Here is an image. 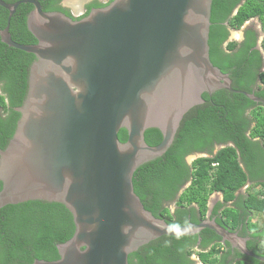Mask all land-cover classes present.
<instances>
[{
	"label": "water",
	"instance_id": "1",
	"mask_svg": "<svg viewBox=\"0 0 264 264\" xmlns=\"http://www.w3.org/2000/svg\"><path fill=\"white\" fill-rule=\"evenodd\" d=\"M90 1L64 4L76 10ZM22 4L34 7L27 26L35 44L17 43L10 33ZM212 4L113 0L75 18L45 12L38 0H0L9 12L1 41L36 58L16 131L0 149V209L27 201L60 203L75 224L73 237L57 245L59 259L33 264H129V255L144 245L177 237L172 225L145 209L134 190L135 172L166 154L185 115L205 103L203 94L226 90L264 105L254 93L234 89L230 74L211 61ZM122 129L125 142L118 136ZM149 129L162 134L156 146L145 140ZM208 218L178 226L179 237L209 229L264 262L247 240Z\"/></svg>",
	"mask_w": 264,
	"mask_h": 264
},
{
	"label": "trees",
	"instance_id": "2",
	"mask_svg": "<svg viewBox=\"0 0 264 264\" xmlns=\"http://www.w3.org/2000/svg\"><path fill=\"white\" fill-rule=\"evenodd\" d=\"M3 1L15 3L19 0ZM38 1L45 12L59 11L72 17L71 12L61 6L63 0ZM112 1L107 0L105 4L99 0L91 1L86 5L84 16L93 8H102ZM242 1L213 0L210 58L222 72L230 74L234 89L254 93L264 100V72H260L261 53L255 48V34L248 31L244 42L233 41L226 50L222 48L230 30L241 29L251 19L258 18L264 31V0H244L234 14ZM33 8L30 4L20 5L10 21V33L17 43H37L27 26V17ZM8 16L9 12L0 6V30L7 26ZM35 59L33 54L4 44L0 37V149L6 148L16 131L21 117L17 108L26 98L29 70ZM258 80L260 85L254 92L253 85ZM203 99L204 104L185 115L166 154L135 172V193L146 210L172 226L188 225L190 216L194 223L199 222L197 217L205 219L211 196L221 193L224 203L219 202L212 211L217 223L230 230L243 226L244 230L256 231L254 237H263L264 105L226 90L211 96L204 94ZM247 111L251 112L250 116ZM118 136L125 142L127 131L122 129ZM145 140L148 145L156 146L162 141V134L158 129H149ZM216 146L221 148L215 152ZM194 153L209 156L197 158L189 165L186 158ZM260 186L262 189L256 191ZM244 187L246 191L239 194ZM227 203L233 205L225 207ZM166 204H175V212L172 213ZM74 232L73 216L63 204L27 201L7 205L0 209V264L57 260L60 258L57 245L70 240ZM199 235L203 237V247H206L199 253L203 264H232L231 252L220 256L222 248L216 245L221 238L209 229L193 236H164L158 239L160 242L154 240L143 246L148 253L144 254L146 258L139 259V263L190 264L189 256L196 253L193 247ZM249 247L257 255L264 256V251L255 245ZM238 256L241 259L235 264H264L243 254ZM129 264L136 263L129 258Z\"/></svg>",
	"mask_w": 264,
	"mask_h": 264
},
{
	"label": "flooded vegetation",
	"instance_id": "3",
	"mask_svg": "<svg viewBox=\"0 0 264 264\" xmlns=\"http://www.w3.org/2000/svg\"><path fill=\"white\" fill-rule=\"evenodd\" d=\"M93 1V0H92ZM91 2V1H90ZM90 2H87V3H85V6H84V8H85V11H84V13L81 15V16H74L72 13H71V15H72V17H75V18H80V17H82V16H84L85 15V13H86V11H87V9H86V5L88 4V3H90ZM99 2L101 3V4H105V3H107V0H99ZM244 3V0L237 6V8H236V10H238L239 9V7L242 5ZM61 6L63 7V8H65V9H67L66 8V6L64 5V0L61 2ZM68 10V9H67ZM235 10V11H236ZM234 11V12H235ZM252 21H251V23H250V25L249 26H247L244 30H243V33L241 34V36H240V39H235V40H233V39H231L230 38V36H231V30H230V35H229V38H228V40L223 44V46H222V48L224 49V50H226V47H227V45L230 43V42H233V41H237V42H239V43H242V42H244L245 41V39H246V37H247V32L248 31H252L254 34H255V37H256V39H257V44H256V49H258L259 51H260V53H261V63H262V65H261V68H260V72H264V49H263V42H264V31H263V28H262V25H261V22L259 21V19L258 18H255V20L254 19H251ZM250 21V20H249ZM259 25H260V27H259ZM260 46V47H259ZM260 85V81L258 80L254 85H253V91L254 92H256L257 91V88H258V86ZM204 95V94H203ZM195 108V107H194ZM192 110V109H191ZM248 113H249V111H247V115H248ZM221 148V146H216L215 147V152L218 150V149H220ZM200 154H206V153H194V154H191V155H189L187 158H186V161H187V163L189 164V165H191V163L194 161V160H196L198 157H196L197 155H200ZM194 156H195V158H194ZM189 159L191 160V162H189ZM248 184H251V182H249ZM241 193H244V190L243 191H241L239 194H241ZM216 196H218V197H221L222 198V202L224 203V201H223V194H221V193H218V194H216ZM211 200V199H210ZM212 204L214 205H212V210H211V215L209 216V218H208V215H206V218L205 219H200L199 217H197L198 219H199V222L198 223H194V222H192V220H191V216L188 218V222H189V224H191V223H193V224H199V223H201L202 221H204V220H207V218L208 219H217V217L215 216V215H213L212 214V211H213V209H214V207L218 204L217 202H215L213 199H212ZM175 205V204H174ZM233 205V203H227V204H225L224 206L225 207H228V206H232ZM165 206H168L169 207V204H166ZM176 207V206H175ZM175 212V211H174ZM174 212H172V213H174ZM229 231H231V232H235V233H237L238 234V236L240 237V238H242V239H245V240H247V242H246V244H247V248H250L249 246H250V244H253V245H255L256 246V248H258V246L259 245H262V244H264V236L263 237H261V236H256V237H254V235H255V232L256 231H251V230H249V229H246V230H244V227L243 226H241L240 228H238V229H236V230H230V229H228ZM204 231V230H203ZM202 232V231H201ZM201 232L199 233V234H201ZM259 232V231H258ZM163 237H160V238H158V239H162ZM157 239V240H158ZM159 241V240H158ZM160 242V241H159ZM202 242H203V237L201 236V235H199L198 236V239H197V243L195 244V246L193 247V248H195V252L196 253H193V254H190V256H189V259L191 260V263L190 264H196V263H199V264H203L202 263V261H201V258H200V256H199V253L200 252H202V248H206V247H203V245H202ZM213 245H211V246H209V247H207V248H211ZM216 247L217 248H222V250H221V253H220V256H222L224 253H227V252H231V256H230V260L232 261V264H235V261L237 260H239V259H241L239 256H238V254H241L240 253V251L237 249V248H234V247H232V245H230L229 243H223V241H222V239H221V241L218 243V245H216ZM143 247H141V248H139L137 251H135V252H133V253H138V255H133V253H131L130 255H129V258H131V260L133 261V263H136V264H138L139 263V259L141 258V257H143V258H146V256L144 255V254H146V253H148L147 252V249H142ZM140 264V263H139Z\"/></svg>",
	"mask_w": 264,
	"mask_h": 264
},
{
	"label": "rangeland",
	"instance_id": "4",
	"mask_svg": "<svg viewBox=\"0 0 264 264\" xmlns=\"http://www.w3.org/2000/svg\"><path fill=\"white\" fill-rule=\"evenodd\" d=\"M65 6H66V8L74 15V16H81L83 13H84V11H85V8H84V6H85V4H83L82 5V7H78L79 5H76L77 6V9L75 10L72 6H70V5H66V4H64ZM255 20V19H254ZM251 21L252 20H250V21H248L241 29H239V30H231V36H230V38L231 39H233V40H237V39H240V36H241V34L243 33V30L247 27V26H249L250 25V23H251ZM264 49V48H263ZM263 111V113H264V110H262ZM261 111V112H262ZM249 114V116L251 115V112H249L248 113ZM198 156V155H197ZM196 156V157H197ZM194 158H195V156H194ZM251 185V184H250ZM249 184H248V186H250ZM246 187V186H245ZM243 188L242 189V191L243 190H245L246 191V188ZM260 189H262L261 188V186L260 187H258V188H256L255 190L256 191H259ZM211 198L215 201V202H217V203H219V202H222L221 200H222V198L221 197H218V196H214V194L211 196ZM210 198V199H211ZM217 200V201H216ZM211 205H212V203H211ZM170 209H171V211L172 212H174L175 210H176V207H175V205L174 204H171L170 206ZM258 248L260 249V250H262V251H264V244H262V245H259L258 246ZM196 264H199V263H196Z\"/></svg>",
	"mask_w": 264,
	"mask_h": 264
},
{
	"label": "clouds",
	"instance_id": "5",
	"mask_svg": "<svg viewBox=\"0 0 264 264\" xmlns=\"http://www.w3.org/2000/svg\"><path fill=\"white\" fill-rule=\"evenodd\" d=\"M215 194H218V193H215ZM186 223H187V222H186ZM172 230H174V231L176 232V234H177V238H179V236L181 235V233H180V230H179L178 226L173 225V226L170 228V231H172Z\"/></svg>",
	"mask_w": 264,
	"mask_h": 264
},
{
	"label": "bare ground",
	"instance_id": "6",
	"mask_svg": "<svg viewBox=\"0 0 264 264\" xmlns=\"http://www.w3.org/2000/svg\"><path fill=\"white\" fill-rule=\"evenodd\" d=\"M260 47V46H259ZM204 96V95H203ZM192 164V163H191ZM212 199V198H211ZM217 201V200H216ZM223 203V202H222ZM213 205V204H212ZM214 206V205H213Z\"/></svg>",
	"mask_w": 264,
	"mask_h": 264
},
{
	"label": "crops",
	"instance_id": "7",
	"mask_svg": "<svg viewBox=\"0 0 264 264\" xmlns=\"http://www.w3.org/2000/svg\"><path fill=\"white\" fill-rule=\"evenodd\" d=\"M259 27H260V25H259Z\"/></svg>",
	"mask_w": 264,
	"mask_h": 264
}]
</instances>
